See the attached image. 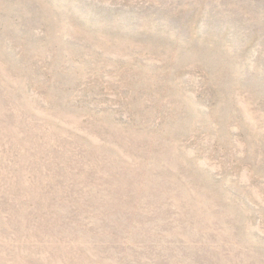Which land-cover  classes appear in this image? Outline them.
<instances>
[{"label":"rangeland","instance_id":"1","mask_svg":"<svg viewBox=\"0 0 264 264\" xmlns=\"http://www.w3.org/2000/svg\"><path fill=\"white\" fill-rule=\"evenodd\" d=\"M0 264H264V0H0Z\"/></svg>","mask_w":264,"mask_h":264}]
</instances>
